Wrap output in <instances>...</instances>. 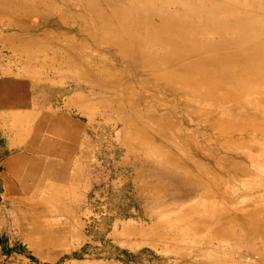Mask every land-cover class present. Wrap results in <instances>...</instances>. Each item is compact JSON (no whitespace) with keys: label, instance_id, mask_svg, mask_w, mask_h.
<instances>
[{"label":"rangeland","instance_id":"374dc122","mask_svg":"<svg viewBox=\"0 0 264 264\" xmlns=\"http://www.w3.org/2000/svg\"><path fill=\"white\" fill-rule=\"evenodd\" d=\"M0 32L113 164L66 264H264V0H0Z\"/></svg>","mask_w":264,"mask_h":264},{"label":"crops","instance_id":"0c3cea01","mask_svg":"<svg viewBox=\"0 0 264 264\" xmlns=\"http://www.w3.org/2000/svg\"><path fill=\"white\" fill-rule=\"evenodd\" d=\"M10 49L0 32V264H66L113 164L96 160L80 98L51 101Z\"/></svg>","mask_w":264,"mask_h":264},{"label":"trees","instance_id":"16d2710c","mask_svg":"<svg viewBox=\"0 0 264 264\" xmlns=\"http://www.w3.org/2000/svg\"><path fill=\"white\" fill-rule=\"evenodd\" d=\"M87 249L88 246H85L81 250V252L73 253L72 259L81 260V256L86 254ZM105 252L107 253L101 256V253H105ZM144 254H149L153 258L158 259V257H155L153 253L148 250L143 249L139 251L137 254H131L126 250H122L118 247L112 246L110 242H105L103 243L102 249H100V253H98L95 258L98 260L114 261L117 262L118 264H138L140 257Z\"/></svg>","mask_w":264,"mask_h":264},{"label":"bare ground","instance_id":"6f19581e","mask_svg":"<svg viewBox=\"0 0 264 264\" xmlns=\"http://www.w3.org/2000/svg\"><path fill=\"white\" fill-rule=\"evenodd\" d=\"M70 1H71V0H70ZM81 4H82L83 7H85V9H88V7L86 6V4H83V3H81ZM81 4H80V5H81ZM95 6H96V5H95ZM80 8H81V7H80ZM73 11H74V10H73ZM125 122H126V121H125ZM124 124H126V123H124ZM127 129H128V127H127ZM137 137H138V136H137ZM196 173H197V172H196ZM202 178H203V177H202ZM194 181H195V180H194ZM191 182H192V180H191ZM195 182H196V181H195ZM198 184H199V183H198ZM204 184H205V183H204ZM204 191H205V190H204ZM196 193H197V192H196ZM201 193H202V192H201ZM194 195H195V194H194ZM189 197H190V196H189ZM185 198H186V197H185ZM193 217H194V216H193ZM129 228H130V227H129ZM247 230H248V229H247ZM135 231H136V230H135ZM139 232H140V231H139ZM146 235H147V234H146ZM148 235H149V234H148ZM139 237H140V236H139ZM216 237H217V236H216ZM216 237H215V238H216ZM144 238H145V237H144ZM145 242H146V241H145ZM140 244H141V243H140Z\"/></svg>","mask_w":264,"mask_h":264}]
</instances>
